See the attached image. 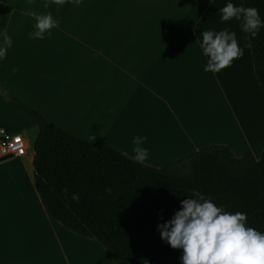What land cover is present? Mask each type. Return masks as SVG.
Wrapping results in <instances>:
<instances>
[{
    "label": "crops",
    "instance_id": "1",
    "mask_svg": "<svg viewBox=\"0 0 264 264\" xmlns=\"http://www.w3.org/2000/svg\"><path fill=\"white\" fill-rule=\"evenodd\" d=\"M44 2L0 0V33L12 39L0 61V84L51 124L131 159L132 138L145 136L143 164L158 169L212 145L228 146L238 158L249 150L261 158L258 98L250 91L255 86L263 99L264 91L249 34L235 19H220L228 0H81L79 6L66 0L62 7L48 0L47 9ZM231 2L244 7L243 0ZM30 12L60 19L51 37L29 38ZM223 29L236 33L244 54L218 73L205 72L200 33ZM12 116L38 129L0 96V129L22 128ZM34 155L0 163V264H115L97 240L69 231L46 211Z\"/></svg>",
    "mask_w": 264,
    "mask_h": 264
},
{
    "label": "trees",
    "instance_id": "2",
    "mask_svg": "<svg viewBox=\"0 0 264 264\" xmlns=\"http://www.w3.org/2000/svg\"><path fill=\"white\" fill-rule=\"evenodd\" d=\"M243 4L264 18V0ZM249 36L264 91V28ZM0 96L37 124L34 178L46 211L69 231L97 240L115 264H180L182 250L164 242L157 225L171 219L192 191L225 211L246 213L247 226L264 232V150L258 160L251 150L238 158L230 147L212 145L158 169L54 126L9 93Z\"/></svg>",
    "mask_w": 264,
    "mask_h": 264
},
{
    "label": "clouds",
    "instance_id": "3",
    "mask_svg": "<svg viewBox=\"0 0 264 264\" xmlns=\"http://www.w3.org/2000/svg\"><path fill=\"white\" fill-rule=\"evenodd\" d=\"M65 2L52 0L61 7ZM68 2L79 6L81 0ZM43 6L49 7L48 0ZM219 12L222 22L235 19L240 30L253 37L264 28V18L254 7L237 6L228 0ZM29 15L35 20L34 30L28 33L30 39L51 37L52 30L60 24V19L54 18L51 12H30ZM200 37L202 54L207 57L205 72L218 73L244 54L234 31L205 30ZM11 47L12 39L8 33H0V61L6 59ZM146 140L145 136L132 138L136 162L143 163L148 159L149 149L142 146ZM63 191L67 194L68 189ZM106 191L110 192V189ZM187 197L181 200L180 209L171 219L157 225L161 239L172 249L182 250L180 264H264V232L247 226L246 213L225 211L198 191H192ZM71 200L78 203L79 195L72 193Z\"/></svg>",
    "mask_w": 264,
    "mask_h": 264
},
{
    "label": "rangeland",
    "instance_id": "4",
    "mask_svg": "<svg viewBox=\"0 0 264 264\" xmlns=\"http://www.w3.org/2000/svg\"><path fill=\"white\" fill-rule=\"evenodd\" d=\"M251 89H253V87ZM257 91L258 90H256V88L254 86V91L251 90L250 93H251V96L253 98H255V99L258 98L257 105H255L254 99L253 98L252 99H253L254 107H256V108H254V109H256V115L258 114L257 116L259 118V119H257V127L256 128H257L258 134L263 138V136H264V123H261V126H260V117H261L260 116V112H261V109L262 110L264 109V99L261 96L260 92L259 91L257 92ZM0 92H2V93H8V91L1 84H0ZM238 105L240 107L243 106L242 103L241 104L239 103ZM263 117H264V114H263ZM6 120H9V119L6 118ZM10 120H11V122H13V123H15L17 125H20L22 127L18 132H14V133H19V134H21L23 137H25L28 140L29 145H30V152L33 154V146H34V142L36 140L37 134H38V129L37 128L36 129H33V127L29 126L25 122V120H23L22 118L16 117V116H12L10 118ZM254 124L256 126V122ZM238 143H239V147H237V148H240V147H242L244 145L243 142H238Z\"/></svg>",
    "mask_w": 264,
    "mask_h": 264
},
{
    "label": "built area",
    "instance_id": "5",
    "mask_svg": "<svg viewBox=\"0 0 264 264\" xmlns=\"http://www.w3.org/2000/svg\"><path fill=\"white\" fill-rule=\"evenodd\" d=\"M29 152L30 145L25 137L0 129V159L26 157Z\"/></svg>",
    "mask_w": 264,
    "mask_h": 264
},
{
    "label": "bare ground",
    "instance_id": "6",
    "mask_svg": "<svg viewBox=\"0 0 264 264\" xmlns=\"http://www.w3.org/2000/svg\"><path fill=\"white\" fill-rule=\"evenodd\" d=\"M232 114V113H231Z\"/></svg>",
    "mask_w": 264,
    "mask_h": 264
}]
</instances>
